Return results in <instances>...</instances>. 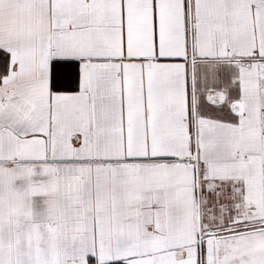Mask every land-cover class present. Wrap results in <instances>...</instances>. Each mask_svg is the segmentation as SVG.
Segmentation results:
<instances>
[{
    "label": "snow or ice",
    "instance_id": "obj_1",
    "mask_svg": "<svg viewBox=\"0 0 264 264\" xmlns=\"http://www.w3.org/2000/svg\"><path fill=\"white\" fill-rule=\"evenodd\" d=\"M0 264H264V0H0Z\"/></svg>",
    "mask_w": 264,
    "mask_h": 264
}]
</instances>
